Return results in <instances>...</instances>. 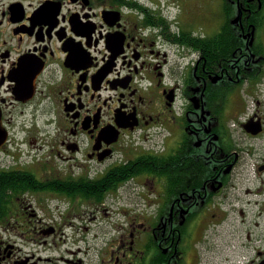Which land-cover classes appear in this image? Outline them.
Instances as JSON below:
<instances>
[{
	"label": "flooded vegetation",
	"instance_id": "af4514ba",
	"mask_svg": "<svg viewBox=\"0 0 264 264\" xmlns=\"http://www.w3.org/2000/svg\"><path fill=\"white\" fill-rule=\"evenodd\" d=\"M263 93L264 0H0V264H264Z\"/></svg>",
	"mask_w": 264,
	"mask_h": 264
},
{
	"label": "rangeland",
	"instance_id": "374dc122",
	"mask_svg": "<svg viewBox=\"0 0 264 264\" xmlns=\"http://www.w3.org/2000/svg\"><path fill=\"white\" fill-rule=\"evenodd\" d=\"M263 97L264 93L260 96V98ZM245 102L246 111L253 110L254 104L256 102L254 101V98L251 96H245ZM44 135L45 134H41L40 136ZM46 151V146H43L41 150L42 156H44V153ZM140 192L142 196L143 192L141 190ZM132 194H135L138 197L137 190L133 191ZM126 197L127 193L125 191H123L122 195L119 196H116V193L112 196L109 195L106 206V214L104 215L100 211L96 214L95 218L84 221L83 223L85 226H87V230L84 231L82 227H79V235H84L85 239L78 242L77 244H73L72 247L75 248L80 246L83 250L89 248V255L91 254L94 260L98 259V261L100 262V257L104 256L106 251L107 253H109L111 250L110 248L113 249V247H115L113 246V244L117 242L118 237L120 236V228L125 225L122 219V215L120 214V210L122 208L126 209L127 211L132 210V205L127 200H125ZM14 238L18 241H21L18 237ZM60 243V245L65 248L66 246H68V244H70V239L67 238V241L65 243ZM39 248L40 247L33 248L32 246L30 247L28 244H25L24 250L27 249L29 251H33L35 255H41L42 252L38 250Z\"/></svg>",
	"mask_w": 264,
	"mask_h": 264
},
{
	"label": "trees",
	"instance_id": "16d2710c",
	"mask_svg": "<svg viewBox=\"0 0 264 264\" xmlns=\"http://www.w3.org/2000/svg\"><path fill=\"white\" fill-rule=\"evenodd\" d=\"M222 31H221V35L220 38L222 39V43H223V56L225 58L230 57L233 49H229V46H232V43L234 42L237 43L238 45H240L242 43V38H240V36H233L230 34L229 32V20L228 18H226V21L222 24L221 26ZM232 39V40H231ZM150 159H152L153 163H159L162 162V159L160 157H156V156H152ZM142 166V164H139L138 168H140ZM161 171V170H160ZM158 171V172H160Z\"/></svg>",
	"mask_w": 264,
	"mask_h": 264
},
{
	"label": "water",
	"instance_id": "95a60500",
	"mask_svg": "<svg viewBox=\"0 0 264 264\" xmlns=\"http://www.w3.org/2000/svg\"><path fill=\"white\" fill-rule=\"evenodd\" d=\"M254 132H256V130H254ZM254 132H253V133H254Z\"/></svg>",
	"mask_w": 264,
	"mask_h": 264
}]
</instances>
